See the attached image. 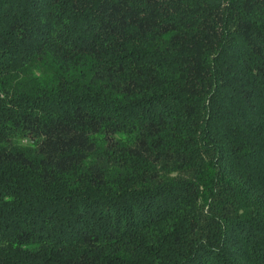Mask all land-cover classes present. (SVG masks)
<instances>
[{"label":"trees","instance_id":"trees-1","mask_svg":"<svg viewBox=\"0 0 264 264\" xmlns=\"http://www.w3.org/2000/svg\"><path fill=\"white\" fill-rule=\"evenodd\" d=\"M0 264H264V0H0Z\"/></svg>","mask_w":264,"mask_h":264}]
</instances>
